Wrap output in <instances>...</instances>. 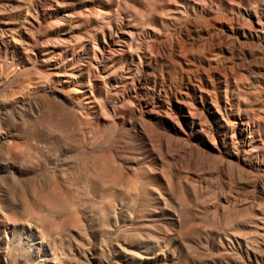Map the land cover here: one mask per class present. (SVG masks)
<instances>
[{"label":"rangeland","instance_id":"1","mask_svg":"<svg viewBox=\"0 0 264 264\" xmlns=\"http://www.w3.org/2000/svg\"><path fill=\"white\" fill-rule=\"evenodd\" d=\"M106 1L0 0L6 227L67 202L33 256L264 264V0Z\"/></svg>","mask_w":264,"mask_h":264},{"label":"bare ground","instance_id":"2","mask_svg":"<svg viewBox=\"0 0 264 264\" xmlns=\"http://www.w3.org/2000/svg\"><path fill=\"white\" fill-rule=\"evenodd\" d=\"M151 1V0H150ZM108 2V0L106 1ZM110 3V2H109ZM153 3V0L152 2ZM106 5V4H104ZM154 8V7H153ZM155 9V8H154ZM134 10V9H133ZM148 10V9H147ZM150 10V9H149ZM95 15L96 17H103L102 9L96 8L95 10ZM132 11V10H131ZM143 12V11H142ZM149 12V11H148ZM135 14H138V12H134ZM151 13L149 12V15ZM141 15V14H140ZM145 15V13H144ZM144 15H141L144 17ZM139 14L137 15V17ZM138 17L139 19H145ZM145 16L148 17V14ZM94 17V15H93ZM249 18H255L257 19L258 23L260 24L261 20L259 16L257 15V12H249L248 13ZM249 21V19H247ZM250 22V21H249ZM108 23V22H107ZM143 26V25H142ZM3 28V27H2ZM14 28V27H13ZM146 28V27H145ZM102 30V29H101ZM1 37V36H0ZM106 49V48H105ZM130 51V50H129ZM191 53V52H190ZM196 53V52H195ZM194 53V54H195ZM200 53V52H199ZM203 54V53H201ZM193 55V54H192ZM198 55V54H197ZM98 61V60H97ZM98 63V62H97ZM98 67V66H97ZM53 72V71H52ZM237 76V75H236ZM235 77V76H234ZM237 78V77H236ZM46 80V79H45ZM24 81V80H23ZM29 88V87H28ZM25 92V91H24ZM156 96V95H155ZM149 106V105H148ZM172 107V106H171ZM53 110V108H52ZM51 110V111H52ZM41 112V111H40ZM47 112V111H46ZM45 112V113H46ZM61 112V110H60ZM204 112V111H203ZM48 113V112H47ZM46 113V114H47ZM59 113V112H58ZM193 113V112H192ZM40 113L38 112V115ZM49 114H52L49 112ZM48 114V115H49ZM58 115V114H57ZM62 115V114H61ZM186 115V114H185ZM47 116V115H46ZM173 116V115H172ZM43 117V116H42ZM61 117V116H60ZM51 118V117H50ZM59 118V117H58ZM52 119V118H51ZM31 120V119H30ZM36 120V119H35ZM180 121V120H179ZM30 122V121H29ZM33 122V121H32ZM31 122V123H32ZM29 123V124H31ZM35 123V122H34ZM57 123V122H56ZM27 124V123H26ZM33 124V123H32ZM47 124V123H46ZM247 123L241 122V126H246ZM49 125V123H48ZM47 125V126H48ZM42 126V125H41ZM46 126V125H45ZM168 126V125H167ZM25 127V126H23ZM50 127V126H49ZM164 127V126H163ZM51 128V127H50ZM81 128V127H80ZM245 128V127H244ZM186 129V128H185ZM51 129H49L50 131ZM72 130V129H71ZM245 131V129H232L231 132V141L234 143H237L236 137L239 138L242 136V132ZM51 132V131H50ZM58 133V132H57ZM56 133V134H57ZM60 133V131H59ZM51 134V133H50ZM177 134V133H176ZM58 135V134H57ZM245 135V134H244ZM195 137V136H194ZM198 138V137H197ZM84 139V138H83ZM217 141V140H216ZM33 142V141H32ZM103 142V141H102ZM11 143V142H10ZM9 143V145H10ZM34 143V142H33ZM196 143V142H195ZM206 144V143H205ZM11 147V146H9ZM206 147V146H205ZM204 147V148H205ZM8 148V147H7ZM9 149V148H8ZM21 150L23 148H20ZM213 149V148H212ZM211 149V150H212ZM10 150V149H9ZM9 150L7 152H9ZM214 150V149H213ZM23 152V151H22ZM94 152V151H92ZM208 152V151H207ZM36 153V152H35ZM8 156V154H7ZM30 157V156H29ZM29 157L26 158L29 160ZM17 158V155L16 157ZM227 158V157H226ZM232 158V157H231ZM9 159V157H8ZM17 161V159H15ZM31 161V160H30ZM4 163V162H3ZM2 163V164H3ZM30 163V162H29ZM28 163V164H29ZM32 164V163H31ZM17 168H19L17 166ZM26 170V169H25ZM95 171V170H94ZM21 174L17 172L16 169V174H13L12 178L15 184H19V178ZM9 173L4 170L2 166H0V230L4 234V238L6 240L7 244V251L8 255L12 256L13 261L18 260L19 257L25 258L26 264H56V261H59V258L57 257L56 254H53L49 250H44L42 252H38L37 256H33L32 252L35 250L41 249L43 246V243H46L47 245H50L54 247L57 243V240L51 236L49 233H44L41 231V227L43 226L42 221L45 219L44 217H47V226L49 228L57 227L58 232H56L59 235L71 237V228L73 226L77 227L79 226V222L73 217V215L70 214V210H73L74 207L73 205L65 202L64 207L62 209H58L54 204H45L43 206V212L42 215H44L43 219H40L35 213L29 214L28 218L23 221L22 219H13L12 227L7 228L6 227V217L8 215V208H7V203H6V192L7 188L9 187V181L8 178ZM62 178V177H61ZM130 188V187H129ZM28 198V197H27ZM39 202V199H36ZM75 202V201H74ZM183 205L181 204V207ZM183 209V208H180ZM58 219H61L60 222L57 221ZM7 220V219H6ZM45 220V221H46ZM46 224V223H45ZM200 228V227H199ZM9 229L10 237L7 238V230ZM60 241V239H59ZM46 245V246H47ZM48 247V246H47ZM84 257V256H83ZM218 257V256H217Z\"/></svg>","mask_w":264,"mask_h":264}]
</instances>
